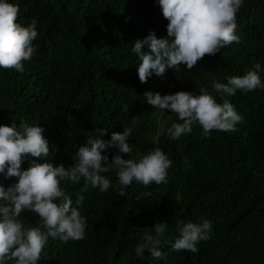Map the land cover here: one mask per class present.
<instances>
[{
  "label": "trees",
  "instance_id": "1",
  "mask_svg": "<svg viewBox=\"0 0 264 264\" xmlns=\"http://www.w3.org/2000/svg\"><path fill=\"white\" fill-rule=\"evenodd\" d=\"M15 2L18 22L35 18L39 35L23 72L0 68V124H41L50 143L46 159L57 166L74 163L78 147L98 135L96 129L108 130L107 140L125 127L133 130L134 152L160 147L174 161L167 184L134 182L124 197L114 187L107 192L90 188L80 209L87 218L86 239L50 238L39 264H264V89L226 97L243 120L235 131L213 130L210 137L196 125L190 134L170 138L166 128L178 117L165 110L166 122L154 140L161 111L144 97L148 91L198 92L203 85L222 102L213 80L226 82L257 62L264 65V0H245L238 11L239 43L206 54L191 70L181 65L144 83L132 47L151 30L167 35L169 21L157 0ZM114 149L105 150L110 158ZM28 166L25 160L22 167ZM106 175L116 183L115 172ZM16 179L0 174L6 188ZM62 187L75 199L83 181H62ZM21 215L26 225H38L37 213ZM202 218L213 222V232L200 242L199 252L172 250L175 221ZM165 220L170 225L161 243L166 257L147 252L143 259L136 257L144 232Z\"/></svg>",
  "mask_w": 264,
  "mask_h": 264
},
{
  "label": "clouds",
  "instance_id": "2",
  "mask_svg": "<svg viewBox=\"0 0 264 264\" xmlns=\"http://www.w3.org/2000/svg\"><path fill=\"white\" fill-rule=\"evenodd\" d=\"M163 16L169 21L167 35L158 36L151 30L143 38L134 40L132 52L136 54L138 76L142 83L153 74L163 75L181 65L193 69L206 54L214 55L233 42L239 43L236 15L245 0H157ZM19 4L15 0H0V68L23 72L25 61L31 60L37 47L39 31L37 20L18 22ZM212 88L219 93L218 102L208 87L197 91L179 90L167 94L148 91L147 102L161 112L167 110L177 115L166 128V134L179 139L198 125L202 136L210 137L215 131H235L243 115L226 97L238 90L245 93L264 89V65L255 63L243 75H230L226 82L213 80ZM128 111L129 106L124 105ZM158 121V118H157ZM166 120L162 125L165 124ZM160 125L158 123V131ZM41 124L21 121L17 126L0 124V174L17 178L7 188L0 184V264H39L49 239L63 242L86 239L87 218L80 211L90 188L107 192L116 188L121 197L134 182L148 186L167 184L169 169L174 161L160 147L133 156V135L130 127L113 131L96 129L98 135H89L87 142L78 147L69 166H58L46 159L50 154L49 140ZM118 151L111 158L106 149ZM127 153V158L124 154ZM25 160L29 166L23 168ZM115 172L113 184L107 173ZM62 181L80 183L83 187L75 199L62 187ZM137 200L141 196L136 197ZM32 211L39 215L37 226L25 224L22 213ZM167 220L157 222L152 231L144 232L135 246V255L143 259L147 252L161 259L162 240L169 231ZM178 235L171 243L174 251L199 252L201 241L208 240L213 232V222L208 218L199 221L177 219Z\"/></svg>",
  "mask_w": 264,
  "mask_h": 264
},
{
  "label": "rangeland",
  "instance_id": "3",
  "mask_svg": "<svg viewBox=\"0 0 264 264\" xmlns=\"http://www.w3.org/2000/svg\"><path fill=\"white\" fill-rule=\"evenodd\" d=\"M165 120H166V115H165V113H164V112H160L159 115H158V123H159V125H160L159 129H162V125H163V123H164ZM158 133H160V132L158 131ZM156 138H157V136H154V137H153L154 140H155ZM114 150H115L114 153H116L118 149H114ZM133 153L137 155L139 152H134V151H133ZM134 156H135V155H134Z\"/></svg>",
  "mask_w": 264,
  "mask_h": 264
}]
</instances>
